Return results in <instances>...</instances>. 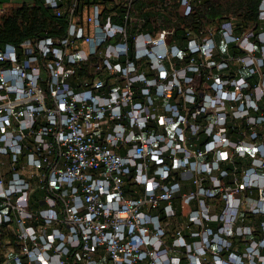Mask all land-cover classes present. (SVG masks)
Masks as SVG:
<instances>
[{
  "label": "built area",
  "instance_id": "1",
  "mask_svg": "<svg viewBox=\"0 0 264 264\" xmlns=\"http://www.w3.org/2000/svg\"><path fill=\"white\" fill-rule=\"evenodd\" d=\"M43 2L66 34L0 45V264H264L259 36L169 44L202 0Z\"/></svg>",
  "mask_w": 264,
  "mask_h": 264
},
{
  "label": "trees",
  "instance_id": "2",
  "mask_svg": "<svg viewBox=\"0 0 264 264\" xmlns=\"http://www.w3.org/2000/svg\"><path fill=\"white\" fill-rule=\"evenodd\" d=\"M262 2L263 0H202L195 12L189 16H185L180 6H176V19L168 17L164 24V28L176 29V33L168 40L169 44L185 49L189 39L188 28L198 30L195 36L201 42L210 36L212 28L214 39L221 43L223 24L230 23L234 35L240 36L249 31L252 34L250 40L259 49L261 42L258 36L264 31V21L260 19ZM196 24H199L198 28ZM66 30V19L56 17L43 0H33L30 4L22 3L0 11V45L19 44L27 39L42 37H62ZM227 51L232 56L241 52L235 43L229 44ZM220 57L224 55L220 54ZM249 81L255 84L258 77H250ZM260 106L264 108V99L260 101Z\"/></svg>",
  "mask_w": 264,
  "mask_h": 264
},
{
  "label": "crops",
  "instance_id": "3",
  "mask_svg": "<svg viewBox=\"0 0 264 264\" xmlns=\"http://www.w3.org/2000/svg\"><path fill=\"white\" fill-rule=\"evenodd\" d=\"M33 0H0V10H5L6 8H12L22 3H32ZM4 6V7H3Z\"/></svg>",
  "mask_w": 264,
  "mask_h": 264
},
{
  "label": "rangeland",
  "instance_id": "4",
  "mask_svg": "<svg viewBox=\"0 0 264 264\" xmlns=\"http://www.w3.org/2000/svg\"><path fill=\"white\" fill-rule=\"evenodd\" d=\"M4 7V6H3ZM8 9H10V7L9 8H6L5 10H8ZM259 39L262 41V42H264V34H262V35H259ZM251 41V40H250ZM249 41V42H250ZM226 48H227V46H225V45H222L220 42H218V53H219V51H226ZM231 70H233V75L235 74V73H238V74H240L239 73V66H238V64H236V63H232V67H231ZM225 74H230V72L228 71V72H226ZM207 87H208V85H206ZM204 92V91H203ZM202 92V93H203Z\"/></svg>",
  "mask_w": 264,
  "mask_h": 264
}]
</instances>
